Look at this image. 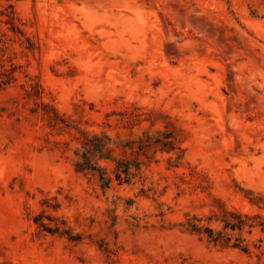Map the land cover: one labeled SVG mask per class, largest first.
<instances>
[{
    "label": "rangeland",
    "instance_id": "1",
    "mask_svg": "<svg viewBox=\"0 0 264 264\" xmlns=\"http://www.w3.org/2000/svg\"><path fill=\"white\" fill-rule=\"evenodd\" d=\"M0 264H264V0H0Z\"/></svg>",
    "mask_w": 264,
    "mask_h": 264
}]
</instances>
